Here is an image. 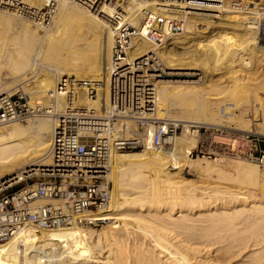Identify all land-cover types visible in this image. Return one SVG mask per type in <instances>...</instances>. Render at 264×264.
<instances>
[{"label": "bare ground", "instance_id": "obj_1", "mask_svg": "<svg viewBox=\"0 0 264 264\" xmlns=\"http://www.w3.org/2000/svg\"><path fill=\"white\" fill-rule=\"evenodd\" d=\"M55 1L50 26L40 24L47 0L0 8V99L28 98V112L37 116L23 122L0 117V180L22 183L51 164L54 118L67 110V93L57 88L64 77L76 83L74 109L95 110L106 120L113 29L126 25L133 32L122 64L141 61L158 85L149 119L165 125L235 122L254 133L253 116L260 122L256 134L264 136V41L229 1L87 0L92 5L86 7ZM254 17L258 24L264 12ZM159 19L183 21L184 31L166 27L165 39L155 41L149 28ZM200 25L206 31L199 32ZM172 108L179 115L172 116ZM137 128L119 121L126 137ZM155 130L148 128L144 149L112 155L105 176L113 184L111 200L91 218L114 225L25 228L0 244V264H264V167L228 152L225 139H219L216 157L194 158L197 139L186 129L168 137L164 150H154ZM185 170L199 180L184 177Z\"/></svg>", "mask_w": 264, "mask_h": 264}, {"label": "built area", "instance_id": "obj_2", "mask_svg": "<svg viewBox=\"0 0 264 264\" xmlns=\"http://www.w3.org/2000/svg\"><path fill=\"white\" fill-rule=\"evenodd\" d=\"M17 1L0 0V8H8V4ZM71 1L83 3L85 7L92 5L87 0ZM227 1L234 9L248 16V22L258 28L259 36L264 41V19L256 24L254 17V12H264V0ZM57 4L55 0H47L40 24L50 26ZM118 13L115 18L122 15ZM150 24L149 37L155 41L165 39L166 27L177 34L184 31L183 21L152 20ZM198 29L199 32L206 31L204 25L198 26ZM114 30L116 45L109 81V112L106 120L101 122L97 119L95 110L74 109L76 83L72 82L73 79L64 77L57 83V88L67 93V110L62 116L54 118L56 125L49 151L52 162L37 173L25 176V180L37 176L33 183H13L11 177L0 180V244H4L25 228H34L40 232L59 230L74 224L91 228L103 227L105 222H93L91 214L105 211L111 200V186L106 184L105 176L111 170L112 155L144 149L146 133L151 125L156 127L152 140L154 150H164L169 146L166 141L168 137L176 136L186 129L189 135L197 139L192 157H216L221 153L219 139H225L228 141L225 145L228 152L264 167L262 135L227 126L200 123L185 125L171 121L165 125L149 119L157 107V87L153 78L149 79V73L153 71L149 66L140 65L141 61L122 64L133 31L129 25ZM159 72L161 71H158V74ZM89 90V96L95 97V89ZM26 101L27 99L19 97L0 99V103L5 106L0 110L2 120L23 122L37 117L34 116L33 110L28 112ZM119 121L135 122L138 127L136 134L126 137L124 131L119 132Z\"/></svg>", "mask_w": 264, "mask_h": 264}, {"label": "rangeland", "instance_id": "obj_3", "mask_svg": "<svg viewBox=\"0 0 264 264\" xmlns=\"http://www.w3.org/2000/svg\"><path fill=\"white\" fill-rule=\"evenodd\" d=\"M180 13H178V14H176V15H179ZM209 19V18H208ZM264 19V18H263ZM262 19V20H263ZM211 20H213V21H218L217 19H211ZM114 30V29H113ZM114 32H115V30H114ZM262 46H264V43H262L261 44ZM129 51V50H128ZM2 71H3V73L4 74H8L10 71H9V67H7V66H5V67H3V69H2ZM198 73H202L200 70H199V72ZM202 75V74H201ZM195 80H196V78H195ZM174 81H179V80H174ZM157 90H158V85H157ZM260 97L261 98H263L264 97V95L263 94H260ZM27 101H28V98H27ZM173 110V111H172ZM172 110L170 109V114H172V116H174V115H179V113H177V109H175V108H172ZM171 111H172V113H171ZM225 116V119L226 118H228V119H226V120H230L231 118H234V117H229V116H226V115H224ZM203 122H200V124H202ZM257 123H260V122H257L256 121V119L252 116L251 117V123H250V127H251V129L254 131V133H256V129H257V127H258V124ZM22 125H25L26 123H21ZM207 125V124H206ZM224 125H227V127L228 126H230V127H232V128H238L237 126H235V122H230V123H226V124H224ZM220 126V125H219ZM222 126V125H221ZM233 126H235V127H233ZM253 133V132H252ZM128 152H130V151H128ZM194 158H197L196 156H194ZM198 158H202V156H200V157H198ZM208 159V158H207ZM260 168H263V167H260ZM38 175V174H37ZM183 176L184 177H186V178H190V179H193V180H199L198 179V177H196L192 172H189V170H185L184 172H183ZM196 178V179H195ZM36 179H37V176H35V178H32V179H28V180H25L21 185H26V184H28V183H33V182H35L36 181ZM110 186H111V190H113V184H109ZM119 224V223H118ZM107 225H114L113 223H108V224H105L104 226H107ZM91 228V227H90ZM102 227H99V228H94V229H101ZM8 242V241H7ZM7 242H5V243H7ZM4 243V244H5Z\"/></svg>", "mask_w": 264, "mask_h": 264}]
</instances>
